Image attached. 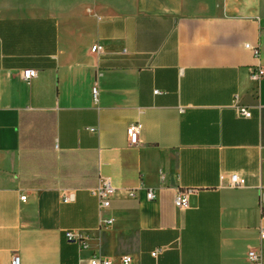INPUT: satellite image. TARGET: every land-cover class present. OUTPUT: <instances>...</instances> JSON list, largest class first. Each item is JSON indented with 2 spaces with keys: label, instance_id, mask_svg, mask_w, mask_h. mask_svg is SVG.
I'll return each instance as SVG.
<instances>
[{
  "label": "crops",
  "instance_id": "1",
  "mask_svg": "<svg viewBox=\"0 0 264 264\" xmlns=\"http://www.w3.org/2000/svg\"><path fill=\"white\" fill-rule=\"evenodd\" d=\"M259 65L264 0H0V264L264 262Z\"/></svg>",
  "mask_w": 264,
  "mask_h": 264
},
{
  "label": "built area",
  "instance_id": "2",
  "mask_svg": "<svg viewBox=\"0 0 264 264\" xmlns=\"http://www.w3.org/2000/svg\"><path fill=\"white\" fill-rule=\"evenodd\" d=\"M246 48L251 49L256 56H259V48L257 46H253L250 43L245 44ZM103 45L96 43L92 46V51L94 52H102L103 51ZM38 74V70L35 68H26L22 71L23 78L30 82L34 77H36ZM252 77L259 80L264 78V66L259 65L252 73ZM97 87L93 88V96L94 99L97 100ZM156 93L159 92V90L155 91ZM239 113L245 117H251L252 112L251 110L244 106L239 105L238 106ZM142 129V124L140 122H134L130 124L127 128V133L129 136V140L131 143L136 144L139 140L140 132ZM224 176L221 178L223 179ZM246 180L239 176L237 173L230 174V182L228 184L229 187H243L245 186ZM188 191L189 190H179L175 196V204L179 208H185L188 206ZM116 187L111 182L110 178L105 177L101 178L98 185L91 189V193L99 200V208L100 211L110 207L111 205V199L115 195ZM147 196L149 199H154L156 197V193L154 190H149L147 193ZM21 199L25 200L26 195L21 196ZM75 199V195L73 192H70L66 194L63 197L64 202H70ZM259 208L261 211V220L260 224L258 226L259 233H260V240H264V190L260 188V196H259ZM103 222L107 224H111L113 222V218H106L103 219ZM67 237L69 239H76L77 237L75 234L71 231L67 232ZM158 254V251L152 252L153 256H156ZM247 259L249 264H264L263 257H262V249L261 246L259 248H251L248 251ZM132 257L130 255H124L121 257V263L122 264H131ZM11 264H21V260L18 254H15ZM91 264H112V260L107 257L103 256H93L91 259Z\"/></svg>",
  "mask_w": 264,
  "mask_h": 264
}]
</instances>
